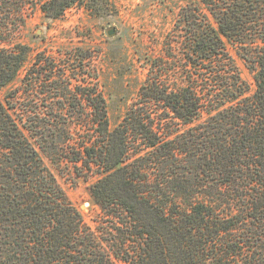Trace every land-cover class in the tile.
Returning <instances> with one entry per match:
<instances>
[{"label": "trees", "instance_id": "trees-1", "mask_svg": "<svg viewBox=\"0 0 264 264\" xmlns=\"http://www.w3.org/2000/svg\"><path fill=\"white\" fill-rule=\"evenodd\" d=\"M75 4L108 10L0 0V90L28 62L30 10L54 20ZM176 4L115 125L96 84L70 87L67 67L95 56L86 45L39 53L0 98V264H264V0ZM60 177L91 180L93 224Z\"/></svg>", "mask_w": 264, "mask_h": 264}, {"label": "rangeland", "instance_id": "rangeland-1", "mask_svg": "<svg viewBox=\"0 0 264 264\" xmlns=\"http://www.w3.org/2000/svg\"><path fill=\"white\" fill-rule=\"evenodd\" d=\"M107 1L108 10L103 15L85 5L75 4L59 18L50 20L40 6L31 9L20 36V40L32 48L28 62L16 79L0 90V98L4 100L21 84L25 72L39 53L59 56L71 47L86 45L94 50L95 56L83 64L74 59L73 64L67 67L68 73H72L70 87L74 90L78 85L96 84L98 93H103L109 101L112 125L118 123L138 96L140 86L147 77V57L153 59L164 53V38L175 23L179 11L176 3L180 0ZM15 17L19 16H14L13 20ZM110 29H115L113 35L108 33ZM232 52L244 78L254 88L253 73L236 51ZM40 97L46 98L44 95ZM60 99L48 98V101L58 102ZM43 101L41 98L35 100L39 104ZM39 110L51 111L43 106ZM59 110L70 111L68 108ZM60 180L70 199L93 224L96 207L92 204L91 180L81 178L75 184L62 177Z\"/></svg>", "mask_w": 264, "mask_h": 264}, {"label": "water", "instance_id": "water-1", "mask_svg": "<svg viewBox=\"0 0 264 264\" xmlns=\"http://www.w3.org/2000/svg\"><path fill=\"white\" fill-rule=\"evenodd\" d=\"M41 32V30H39V33ZM108 33L110 34V35H113L114 33H115V29H110L109 31H108Z\"/></svg>", "mask_w": 264, "mask_h": 264}]
</instances>
